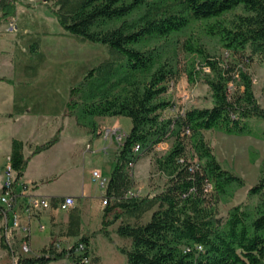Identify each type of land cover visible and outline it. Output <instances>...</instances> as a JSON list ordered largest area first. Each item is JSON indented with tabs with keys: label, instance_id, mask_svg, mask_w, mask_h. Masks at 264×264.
Returning a JSON list of instances; mask_svg holds the SVG:
<instances>
[{
	"label": "trees",
	"instance_id": "obj_1",
	"mask_svg": "<svg viewBox=\"0 0 264 264\" xmlns=\"http://www.w3.org/2000/svg\"><path fill=\"white\" fill-rule=\"evenodd\" d=\"M18 1L0 0V27L16 19ZM45 4L68 34L101 44L108 53L69 86L64 116L76 114L78 122L96 134L99 116H127L132 123L114 153L115 164L104 187L107 202L101 232L114 241L109 226L120 220L116 233L131 239V247L118 248L129 264H264V163L248 190V200L220 215L219 203L232 200L230 188L246 182L222 165L205 137L209 129L244 133L250 118H264V107L245 69L254 60L264 63V0H46ZM231 12L233 16L226 17ZM193 21L205 22L203 31L218 37L236 59L223 62L197 32L182 40L173 37ZM33 39L29 47L39 57L41 36ZM154 40L155 45L144 46ZM183 74L192 83L200 80L209 86L211 106L177 108L174 100L163 97L169 83ZM236 81L238 89L231 95L229 84ZM176 108L175 115L163 116L164 110ZM170 138L171 147L157 153L156 146ZM59 140L58 132L27 155L24 141L14 138L10 159L17 178L23 179L33 156ZM144 153H153L155 170L166 181L154 191L128 194L133 187L131 164ZM148 211L152 213L146 222H131ZM63 234L77 237L73 247L84 241L85 253L91 254V237L82 233L79 212L71 215ZM0 242L16 255L14 263L2 264H48L66 255V250H56L55 237L40 255L19 254L15 230L3 226ZM80 256L73 253L70 258L78 263Z\"/></svg>",
	"mask_w": 264,
	"mask_h": 264
},
{
	"label": "rangeland",
	"instance_id": "obj_2",
	"mask_svg": "<svg viewBox=\"0 0 264 264\" xmlns=\"http://www.w3.org/2000/svg\"><path fill=\"white\" fill-rule=\"evenodd\" d=\"M232 16L233 12L226 14V17ZM12 21L17 24L16 31L8 32L5 29L7 23L0 27L1 35L6 40L5 47L10 49V55L7 56L10 70L7 72L13 71L23 76L22 70L15 69L16 61L20 60L21 65L28 61L27 50L23 47L27 44H34L33 38L40 35L42 36L41 49L44 53L42 73L58 74L60 87L63 93L67 94V98L69 86L79 81L88 68L97 64L108 54L105 46L98 43L81 42L68 34L58 23L44 0H19L17 16ZM204 23L193 21L187 29L174 34L173 37L182 40L192 32H197L211 52L219 56L223 62L227 59L235 60L232 53L222 46L218 37L208 35L203 31ZM23 26L30 28L32 39L23 36L26 34L23 32ZM155 43L156 40L150 41L144 46L151 47ZM172 46L175 44L173 43ZM36 57L38 54L34 58ZM245 69L251 75L255 95L264 107V63L254 60L246 63ZM229 88L230 94L233 95L238 89V82H230ZM163 97L174 100L177 108L203 107L213 104L209 86L200 80L195 83L190 82L186 74H183L178 81L170 82L169 89ZM177 108L166 109L162 114L166 117L175 115ZM95 120L97 134L93 133L87 125L78 122L76 114L64 116L63 112H60L55 128L57 130L55 131L53 127L52 135H48L49 133L44 128L42 132L36 131L35 136L27 141L23 140L25 145L27 144L25 153L29 155L40 141L45 142L58 132L60 137L57 145H53V150L48 152L50 154L42 153L32 158L26 169L25 180L36 178L41 189L50 188L60 193L82 188L85 192L87 191L89 198H86L85 202L76 200L74 204L75 206L80 205L83 212H86V235L91 237V260L85 264H129L126 255L118 248V246L131 247V239L120 237L116 233L120 220L109 226L114 241H110L101 232L105 205L103 202L104 187L94 179L93 171L99 170L102 177L108 178L115 164L114 153L122 141L118 137L119 135L123 137L130 130L132 123L130 117L121 115L99 116ZM248 122L249 130L244 133H227L219 129L205 131V137L222 165L242 176L246 182L244 186L230 188L233 195L232 200L219 203V214L223 216L227 215L231 206L248 200L250 186L257 182L261 175L264 163V118L252 117ZM23 123V121L13 124L0 123V190L4 175V168L2 174L1 166L5 167L10 156L6 158L11 146L10 136L20 132L24 126ZM36 129L39 128L36 127ZM172 143L173 138L161 142L155 151L162 154L171 147ZM131 174L132 191L139 193L154 191L166 181V177L155 170L153 153H144L134 164ZM46 175L48 176L45 180L43 178ZM251 201L255 203V197H252ZM151 213L152 211H148L139 220H130L133 223H143L150 219ZM47 234L46 230L35 231L33 241H39L37 244L40 246L47 238ZM40 252L41 249L32 251L33 254ZM48 264H58V262L54 260Z\"/></svg>",
	"mask_w": 264,
	"mask_h": 264
},
{
	"label": "crops",
	"instance_id": "obj_3",
	"mask_svg": "<svg viewBox=\"0 0 264 264\" xmlns=\"http://www.w3.org/2000/svg\"><path fill=\"white\" fill-rule=\"evenodd\" d=\"M23 32L26 34L24 37H31L29 34L31 32L28 26H23ZM2 31H0L1 35ZM0 36V123H21L24 126L22 130L17 134H13L11 137V146L8 149L6 158L11 153L12 140L14 138H19L22 140H28L29 138L35 136L36 131L42 132V129H46L52 135L53 131L51 129L56 128L58 122V114L64 111L67 94L63 93L60 84L59 77L56 73H42V64L44 61V53L42 51V45L37 49L39 57H35L34 51L27 44L23 49L27 50L28 61L21 65L20 60L16 61L17 67L15 69L22 70L23 76L16 72H7L10 70V62L7 60L8 54L10 55V49L5 47L4 38ZM42 40V36H41ZM7 66V67H6ZM41 69V70H40ZM17 74V75H16ZM39 128V129H36ZM57 129H55L56 131ZM31 141V140H29ZM42 143V141H40ZM39 142V143H40ZM57 145V143H56ZM54 146L39 153V154H50ZM27 149V144L24 147V151ZM36 154V155H39ZM35 155V156H36ZM33 156V157H35ZM32 157V158H33ZM31 158V160H32ZM30 160V162H31ZM29 162V164H30ZM29 166V165H28ZM50 167V166H49ZM4 165L1 166V172L3 174ZM51 168V167H50ZM27 171V170H26ZM26 175V172H25ZM25 175L23 177L24 181L31 182L34 184L32 188V193L36 195L48 196L52 199L61 198L67 195H72L76 200L85 202L86 198H89L88 192L82 188L76 190H68L66 192L60 193L59 191L50 188L41 189L38 184V179L32 178L31 180H25ZM50 175V174H48ZM46 175L43 179L46 180ZM79 212L81 217V230L82 233L86 235L85 229V218L86 212L81 209L80 205H73L67 210H58L52 208L39 214L30 223L31 225V235L30 241L33 250H42L46 247L50 241L55 238H63L68 241H76L77 237L73 235L63 234L68 230V225L70 222L71 215L75 212ZM1 222V220H0ZM44 223L46 226L44 229H40L39 224ZM1 224H0V237H1ZM12 230V229H11ZM46 230L48 232L47 238L43 240L42 244L39 246L37 242L33 241V233L43 232ZM18 246H20V238L22 236L21 232H17ZM19 254L20 247L18 248ZM16 260V255L11 250L3 247L0 242V264L2 263H14Z\"/></svg>",
	"mask_w": 264,
	"mask_h": 264
},
{
	"label": "built area",
	"instance_id": "obj_4",
	"mask_svg": "<svg viewBox=\"0 0 264 264\" xmlns=\"http://www.w3.org/2000/svg\"><path fill=\"white\" fill-rule=\"evenodd\" d=\"M5 29L8 32L16 31L17 24L15 21H10L7 23ZM118 138L122 139L123 137L119 135ZM136 149H138V147H136ZM131 166L133 167L134 164H131ZM93 175L94 179L98 180L99 184L105 187L107 179L102 177L101 172L99 170H94ZM33 187V183L17 178L16 171L12 166L9 156L4 167L3 183L0 190L1 225L6 231L12 229L15 230V232L19 231L22 233L19 247L23 255H40V253H32L30 223L33 219L52 208L67 210L75 204V197L72 195L52 199L48 196L32 193ZM135 193L139 192L132 191V189L128 192V194ZM103 202L106 203L107 201L103 199ZM45 226L44 223L39 224L40 229H44ZM74 243L75 242H70L63 238H55L54 246L56 250H66L65 257L56 260L58 264H85L91 260L90 254L85 253L87 247L86 243L84 241H79L77 245L73 247ZM73 253H80V255H82L78 263L72 262L70 257ZM45 254L48 256L51 252L47 251Z\"/></svg>",
	"mask_w": 264,
	"mask_h": 264
},
{
	"label": "water",
	"instance_id": "obj_5",
	"mask_svg": "<svg viewBox=\"0 0 264 264\" xmlns=\"http://www.w3.org/2000/svg\"><path fill=\"white\" fill-rule=\"evenodd\" d=\"M44 1H46V0H44Z\"/></svg>",
	"mask_w": 264,
	"mask_h": 264
}]
</instances>
